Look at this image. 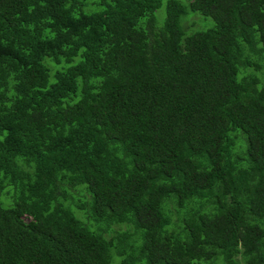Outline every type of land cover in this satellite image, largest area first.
Returning a JSON list of instances; mask_svg holds the SVG:
<instances>
[{
    "label": "trees",
    "instance_id": "1",
    "mask_svg": "<svg viewBox=\"0 0 264 264\" xmlns=\"http://www.w3.org/2000/svg\"><path fill=\"white\" fill-rule=\"evenodd\" d=\"M162 1L0 0V264H264V0Z\"/></svg>",
    "mask_w": 264,
    "mask_h": 264
},
{
    "label": "rangeland",
    "instance_id": "2",
    "mask_svg": "<svg viewBox=\"0 0 264 264\" xmlns=\"http://www.w3.org/2000/svg\"><path fill=\"white\" fill-rule=\"evenodd\" d=\"M165 4H166V0H163L162 1V5L158 9H156L155 12H154V15H155L154 26H155L156 29H158L162 25V22H163V19H164V16H165ZM193 14H197V13L195 12ZM193 14H191V15H193ZM183 18L184 17H182V19ZM203 18L205 20H202V23H201V21H198V23H200V24L198 26H197V24H195L196 26L193 25V27L202 28L205 23H207V26H209L211 24V22H213L212 18H210V17H207V18L203 17ZM187 24H190V21H187ZM193 27L192 26L190 27V29H191L190 31L197 30V29H194ZM203 28H205V27H203ZM0 200H2V196H0Z\"/></svg>",
    "mask_w": 264,
    "mask_h": 264
}]
</instances>
